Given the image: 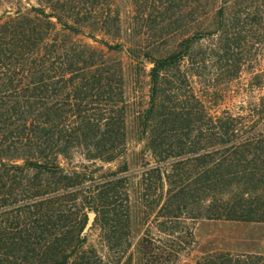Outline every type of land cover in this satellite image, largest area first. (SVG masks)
Wrapping results in <instances>:
<instances>
[{
    "label": "trees",
    "instance_id": "obj_1",
    "mask_svg": "<svg viewBox=\"0 0 264 264\" xmlns=\"http://www.w3.org/2000/svg\"><path fill=\"white\" fill-rule=\"evenodd\" d=\"M15 1L0 17V264H175L198 220L264 223V96L211 114L194 86L244 67L263 86L264 0ZM120 4L149 42L122 40ZM123 50L147 78L133 100ZM75 153L89 163H62Z\"/></svg>",
    "mask_w": 264,
    "mask_h": 264
},
{
    "label": "rangeland",
    "instance_id": "obj_2",
    "mask_svg": "<svg viewBox=\"0 0 264 264\" xmlns=\"http://www.w3.org/2000/svg\"><path fill=\"white\" fill-rule=\"evenodd\" d=\"M27 1L28 0H22L25 5H28ZM29 2L34 3V0H29ZM16 7L17 4L15 0L1 3L0 17L4 13V10H13ZM121 8L122 14H124L123 27L126 28V35H123L122 40H132L129 32L140 29V27L133 26L134 23L130 20L129 16V5H121ZM140 32L145 42H149L147 39L148 37L144 34L143 28L140 29ZM79 39L98 48L102 47L100 43L89 38L79 37ZM115 55L121 58L127 70V97L133 100L138 95L143 96L146 90V76L144 74L136 76L131 73L130 68L132 65L129 64L132 63V61L129 59L125 50ZM260 60L262 64H264V50L263 55L260 56ZM149 66L150 65L147 64V68ZM254 72V70L244 67L237 78L223 84L209 86L205 82L199 80L194 86L205 108L211 114H219L223 111H228L232 114L243 113L253 104H258L261 101V97L264 96V83L263 86L250 84V79ZM70 161L72 165L81 162L89 163L79 153H75L71 160L63 159L62 163L69 165ZM116 166L117 162H113L106 164L105 168L113 169ZM193 231L195 243L180 254L175 264H198L197 260L211 251L227 252L234 257H241V260L251 264H264V223L201 219L195 222ZM136 234L137 239L141 235V232L139 231ZM136 239L134 238V240Z\"/></svg>",
    "mask_w": 264,
    "mask_h": 264
},
{
    "label": "water",
    "instance_id": "obj_3",
    "mask_svg": "<svg viewBox=\"0 0 264 264\" xmlns=\"http://www.w3.org/2000/svg\"><path fill=\"white\" fill-rule=\"evenodd\" d=\"M93 217H94V213L93 212H89L88 213V222H87L86 226H88L90 224V222L93 219Z\"/></svg>",
    "mask_w": 264,
    "mask_h": 264
}]
</instances>
